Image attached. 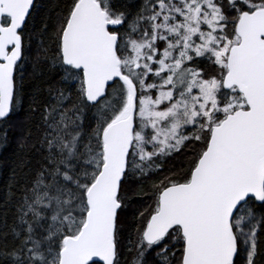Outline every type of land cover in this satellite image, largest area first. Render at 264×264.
I'll return each mask as SVG.
<instances>
[{
	"label": "snow or ice",
	"instance_id": "6c2138e0",
	"mask_svg": "<svg viewBox=\"0 0 264 264\" xmlns=\"http://www.w3.org/2000/svg\"><path fill=\"white\" fill-rule=\"evenodd\" d=\"M0 264H264V0H0Z\"/></svg>",
	"mask_w": 264,
	"mask_h": 264
},
{
	"label": "trees",
	"instance_id": "16d2710c",
	"mask_svg": "<svg viewBox=\"0 0 264 264\" xmlns=\"http://www.w3.org/2000/svg\"><path fill=\"white\" fill-rule=\"evenodd\" d=\"M4 180V176L2 174H0V183H2Z\"/></svg>",
	"mask_w": 264,
	"mask_h": 264
}]
</instances>
